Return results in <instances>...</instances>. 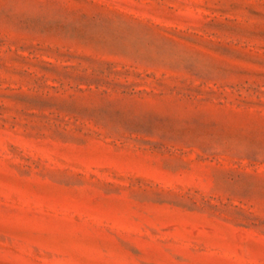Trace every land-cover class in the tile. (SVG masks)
<instances>
[{"label":"rangeland","instance_id":"obj_1","mask_svg":"<svg viewBox=\"0 0 264 264\" xmlns=\"http://www.w3.org/2000/svg\"><path fill=\"white\" fill-rule=\"evenodd\" d=\"M0 264H264V0H0Z\"/></svg>","mask_w":264,"mask_h":264}]
</instances>
